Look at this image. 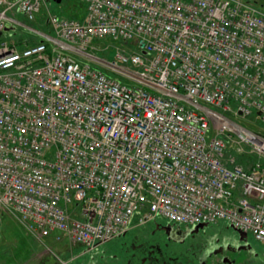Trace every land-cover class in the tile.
<instances>
[{
  "label": "built area",
  "instance_id": "2783aa9c",
  "mask_svg": "<svg viewBox=\"0 0 264 264\" xmlns=\"http://www.w3.org/2000/svg\"><path fill=\"white\" fill-rule=\"evenodd\" d=\"M47 1L0 0V37L17 24L41 36L22 49L0 39V207L39 240L88 249L160 216L264 242V134L230 117L264 124V9L83 0L86 15L67 19ZM107 36L135 49L95 57ZM232 135L257 161H236Z\"/></svg>",
  "mask_w": 264,
  "mask_h": 264
},
{
  "label": "flooded vegetation",
  "instance_id": "af4514ba",
  "mask_svg": "<svg viewBox=\"0 0 264 264\" xmlns=\"http://www.w3.org/2000/svg\"><path fill=\"white\" fill-rule=\"evenodd\" d=\"M37 264H264V242L219 220L188 226L161 217L141 222L95 248L70 242L42 249Z\"/></svg>",
  "mask_w": 264,
  "mask_h": 264
},
{
  "label": "rangeland",
  "instance_id": "374dc122",
  "mask_svg": "<svg viewBox=\"0 0 264 264\" xmlns=\"http://www.w3.org/2000/svg\"><path fill=\"white\" fill-rule=\"evenodd\" d=\"M255 5L264 8V0H249ZM53 12L58 14L60 17L67 19H81L87 13V7L83 0H48L47 6ZM45 7V9H46ZM45 12V10H43ZM18 20L24 24L33 26L36 29H42L51 32V26L49 27L45 21L38 19L37 21H28L23 15H18ZM52 35L53 32H51ZM0 39L9 41V43L15 48V44L22 49L25 47V43L34 44L41 36L27 29L23 25L17 24L14 29L10 31H5ZM12 41V42H11ZM96 49H93L91 53L96 57H99L105 61L111 62L117 60L118 52L131 53L135 49L133 43H126L123 40H116L110 36L96 38L94 40ZM17 47V48H18ZM97 63L101 62L96 58H93ZM86 61L89 59H85ZM90 61V60H89ZM96 62L92 61L94 66H99ZM105 63V62H104ZM104 70L108 71L111 75L118 76L119 73L114 72L107 66H101ZM127 81V78H122ZM233 120L238 121L245 127L254 129L264 134V124L261 121H257L255 116L250 117H236L230 116ZM219 123L212 122L213 132L218 130ZM228 148L230 152L238 151V139L235 136L230 137V142L228 143ZM245 151L248 152L249 147H244ZM240 153V152H239ZM235 154L236 161L246 164L257 161L258 156L255 154L245 153ZM247 155H251L248 157ZM244 156V158H242ZM264 163V157L261 158ZM4 207V206H3ZM164 219V217L160 216ZM69 240L63 238L61 240L56 237H47L45 239L39 240L35 238L32 234L27 232L23 225L18 221L15 215L6 207H0V264H37L40 259L34 254L36 251L42 249H52L55 252H60V250H65L68 247Z\"/></svg>",
  "mask_w": 264,
  "mask_h": 264
},
{
  "label": "water",
  "instance_id": "95a60500",
  "mask_svg": "<svg viewBox=\"0 0 264 264\" xmlns=\"http://www.w3.org/2000/svg\"><path fill=\"white\" fill-rule=\"evenodd\" d=\"M57 1L60 2L61 0H57ZM6 30H9V27H7ZM200 225H202V224H200Z\"/></svg>",
  "mask_w": 264,
  "mask_h": 264
},
{
  "label": "trees",
  "instance_id": "16d2710c",
  "mask_svg": "<svg viewBox=\"0 0 264 264\" xmlns=\"http://www.w3.org/2000/svg\"><path fill=\"white\" fill-rule=\"evenodd\" d=\"M242 158H244V156H243ZM243 163H245V164H246V162H244V161H243Z\"/></svg>",
  "mask_w": 264,
  "mask_h": 264
}]
</instances>
